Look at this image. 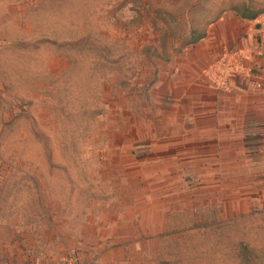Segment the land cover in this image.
<instances>
[{
    "label": "rangeland",
    "instance_id": "rangeland-1",
    "mask_svg": "<svg viewBox=\"0 0 264 264\" xmlns=\"http://www.w3.org/2000/svg\"><path fill=\"white\" fill-rule=\"evenodd\" d=\"M191 1L0 0V264H264V0Z\"/></svg>",
    "mask_w": 264,
    "mask_h": 264
},
{
    "label": "trees",
    "instance_id": "trees-1",
    "mask_svg": "<svg viewBox=\"0 0 264 264\" xmlns=\"http://www.w3.org/2000/svg\"><path fill=\"white\" fill-rule=\"evenodd\" d=\"M198 0H192L189 5L190 6H196L197 5ZM188 5V4H187ZM235 12L243 19H248V20H254L255 18H257L260 14H262L261 11L258 10H253L249 7V5H245L243 4L242 7H239L237 9H234ZM220 17L219 14H217L216 16L212 17L207 24L212 23L213 21H216L218 18ZM194 28L190 29V32L188 34V36L190 37L189 41L186 42L187 43H194L197 42L201 39H203L206 36V31L200 30V31H196L194 32ZM196 33V34H195ZM244 247V246H243ZM245 250V247H244Z\"/></svg>",
    "mask_w": 264,
    "mask_h": 264
},
{
    "label": "crops",
    "instance_id": "crops-1",
    "mask_svg": "<svg viewBox=\"0 0 264 264\" xmlns=\"http://www.w3.org/2000/svg\"><path fill=\"white\" fill-rule=\"evenodd\" d=\"M235 13L230 12V11H226V12H224V14H222L218 18V20H216L212 24H245V23H248L249 22L250 24H252L253 29H255V26H254L255 22H254V20L243 19L237 13H236L237 15ZM234 30H235V33L238 34L241 31L240 25H239L238 28L235 27ZM208 33L210 34V31H208Z\"/></svg>",
    "mask_w": 264,
    "mask_h": 264
},
{
    "label": "built area",
    "instance_id": "built-area-1",
    "mask_svg": "<svg viewBox=\"0 0 264 264\" xmlns=\"http://www.w3.org/2000/svg\"><path fill=\"white\" fill-rule=\"evenodd\" d=\"M254 22V26L259 25V28L255 27V29L259 31L264 37V13L260 14L257 18H255Z\"/></svg>",
    "mask_w": 264,
    "mask_h": 264
},
{
    "label": "water",
    "instance_id": "water-1",
    "mask_svg": "<svg viewBox=\"0 0 264 264\" xmlns=\"http://www.w3.org/2000/svg\"><path fill=\"white\" fill-rule=\"evenodd\" d=\"M255 27H256V28H259V25H256Z\"/></svg>",
    "mask_w": 264,
    "mask_h": 264
}]
</instances>
